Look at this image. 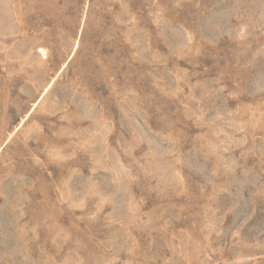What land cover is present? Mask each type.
<instances>
[{
	"label": "rangeland",
	"instance_id": "rangeland-1",
	"mask_svg": "<svg viewBox=\"0 0 264 264\" xmlns=\"http://www.w3.org/2000/svg\"><path fill=\"white\" fill-rule=\"evenodd\" d=\"M0 264H264V0H0Z\"/></svg>",
	"mask_w": 264,
	"mask_h": 264
}]
</instances>
